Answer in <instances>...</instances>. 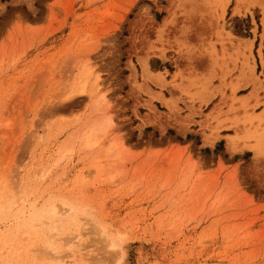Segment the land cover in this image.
<instances>
[{
    "label": "rangeland",
    "instance_id": "374dc122",
    "mask_svg": "<svg viewBox=\"0 0 264 264\" xmlns=\"http://www.w3.org/2000/svg\"><path fill=\"white\" fill-rule=\"evenodd\" d=\"M0 264H264V0H0Z\"/></svg>",
    "mask_w": 264,
    "mask_h": 264
},
{
    "label": "bare ground",
    "instance_id": "6f19581e",
    "mask_svg": "<svg viewBox=\"0 0 264 264\" xmlns=\"http://www.w3.org/2000/svg\"><path fill=\"white\" fill-rule=\"evenodd\" d=\"M89 74H90V73H89ZM92 75H93L92 72H91V74H90L88 77H87V75H86L85 82L83 81V82H84V83H83V86H84V92L86 91L85 88H87V84H88V82H90V78L92 77ZM83 80H84V79H83ZM91 80H92V79H91ZM99 82H100V78H99V77H96V79L94 80V83H92V84H93V86H94V85H97ZM82 88H83V87H82ZM229 143H230V144H229L230 147H233V148H234V145H235V144H234L233 139H232V141L230 140ZM3 206H4V205H3ZM13 206H14V204H13ZM52 206H53V205H52ZM54 206H55V205H54ZM8 207H9V206H8ZM11 207H12V205H11ZM11 207H10V208H11ZM49 207H50V206H49ZM48 209H50V210H48V211L45 210V211L48 213V215H50V216H52V217L55 216V218H56V216L58 215V214H57L58 211H57L56 209H58V208L50 207V208H48ZM69 210H70V209H69ZM71 211H72V210H71ZM2 212H3V211H2ZM43 212H44V211H43ZM41 213H42V212H41ZM53 218H54V217H53ZM48 219H49V218H48ZM50 219H51V217H50ZM44 221H45V223H44ZM46 221H47V220L45 219V217H44V218H41V220H40V219H37V218L34 217V218H32V220H31L30 222H31V224H34V225H35V224L43 225V224H46V223H47L48 225H50V226L53 225V224L51 225V222H50V221H47V222H46ZM26 224H27V223H26ZM28 224H29V223H28ZM29 225H30V224H29ZM31 226L33 227V225H31ZM31 226H30V227H31ZM28 227H29V226H28ZM56 227H57V225H53V229H51L52 227H51V228H48V229H50V230H54V228H56ZM47 234H48V233H47ZM54 239H55V238H54ZM74 240H75V242H74L73 245H75V244L78 245V244H80V242L82 241V240H81V236H80L79 234H78L76 237H74ZM74 240H73V241H74ZM71 241H72V239H71ZM71 241H70V242H71ZM68 242H69V241H68ZM47 243H49V242H47ZM68 244H69V243H68ZM49 245H50V244H49ZM79 246H80V245H79ZM113 246H114V245H113ZM47 247H48V244H47ZM47 247H46V248H47ZM50 247H51V246H50ZM50 247H49V248H50ZM47 250H48V249H47ZM51 250H52V249H51ZM49 251H50V250H49Z\"/></svg>",
    "mask_w": 264,
    "mask_h": 264
},
{
    "label": "trees",
    "instance_id": "16d2710c",
    "mask_svg": "<svg viewBox=\"0 0 264 264\" xmlns=\"http://www.w3.org/2000/svg\"><path fill=\"white\" fill-rule=\"evenodd\" d=\"M206 153H208V150H205Z\"/></svg>",
    "mask_w": 264,
    "mask_h": 264
}]
</instances>
